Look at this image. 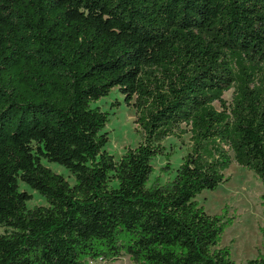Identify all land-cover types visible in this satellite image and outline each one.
<instances>
[{
    "label": "trees",
    "instance_id": "trees-1",
    "mask_svg": "<svg viewBox=\"0 0 264 264\" xmlns=\"http://www.w3.org/2000/svg\"><path fill=\"white\" fill-rule=\"evenodd\" d=\"M114 88L142 136L118 160L94 105ZM185 134L173 180L148 185ZM231 164L264 208V0H0V264H234L231 220L195 200Z\"/></svg>",
    "mask_w": 264,
    "mask_h": 264
},
{
    "label": "rangeland",
    "instance_id": "rangeland-1",
    "mask_svg": "<svg viewBox=\"0 0 264 264\" xmlns=\"http://www.w3.org/2000/svg\"><path fill=\"white\" fill-rule=\"evenodd\" d=\"M230 96L231 91H228L224 94V99L229 101ZM123 100L124 97L117 88H114L107 97L94 104L101 111L108 112V122L103 130L108 136L105 149L116 160L126 149L135 148L142 141V136L136 129L135 111L127 107ZM214 106L219 109L217 103H214ZM189 136L185 134L182 140L169 137L162 142L167 156L152 159L154 172L149 178L148 185L156 181L164 184L173 180L177 168L189 150ZM167 163L169 170L166 172L162 168ZM43 164L55 173L61 174L70 185L74 183L73 176L62 166L46 161H43ZM229 168L224 171L225 181L222 184L214 191H203L195 200L208 215L223 214L225 219L231 220V224L221 236L218 248L227 247L234 264H246L248 260L264 253V208L260 199L263 186L252 172L237 164H231ZM19 189L32 196V200L27 203L29 209L46 206L45 200L25 184L19 183ZM90 264L134 263L129 256L123 255L115 261L97 260Z\"/></svg>",
    "mask_w": 264,
    "mask_h": 264
}]
</instances>
